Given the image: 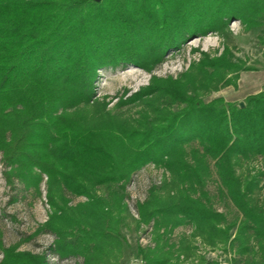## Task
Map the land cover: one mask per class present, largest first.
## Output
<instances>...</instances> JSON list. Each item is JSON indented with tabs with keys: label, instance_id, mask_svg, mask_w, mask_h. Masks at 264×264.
<instances>
[{
	"label": "trees",
	"instance_id": "1",
	"mask_svg": "<svg viewBox=\"0 0 264 264\" xmlns=\"http://www.w3.org/2000/svg\"><path fill=\"white\" fill-rule=\"evenodd\" d=\"M231 21L247 31L263 26L264 0H0V151L25 189L47 177L53 214L43 231L58 237L53 253L120 264L127 185L154 164L169 176L137 205L136 228L153 225V246L137 248L142 264H185L197 258L196 238L231 264H264V91L244 107L202 100L235 83L229 75L254 69L228 49L204 54L178 79L153 77L121 101L118 109L140 108L129 119L94 100L99 70L134 64L152 72L169 51L224 35ZM211 163L239 220L211 204ZM68 195L89 202L71 208ZM184 226L192 233L174 243ZM2 264L43 263L10 249Z\"/></svg>",
	"mask_w": 264,
	"mask_h": 264
},
{
	"label": "rangeland",
	"instance_id": "2",
	"mask_svg": "<svg viewBox=\"0 0 264 264\" xmlns=\"http://www.w3.org/2000/svg\"><path fill=\"white\" fill-rule=\"evenodd\" d=\"M226 49L231 52L229 58L233 62L243 61L247 68L254 70L229 75L228 77L232 78L235 83L203 96L202 100L210 103L223 98L227 103H244L249 96L264 91V87L258 93L255 88H252L257 83L255 82L259 75L257 71L264 66V24L247 31L239 21H231L224 35L210 33L190 40L178 51H169L165 55L164 62L152 72L134 64L99 70L94 83V95L96 96L94 100L106 103V112L114 116L134 118L140 109L138 105L127 104L119 109L117 105L148 87L153 77L178 79L190 71L191 65L198 63L204 54L214 59L222 56ZM132 68L138 70L134 71ZM172 109L176 111L178 107L174 106ZM191 148L187 149L190 151ZM260 163L254 162V164L262 165ZM211 167L213 176L208 182L207 191L210 194L212 206L224 213L229 221L239 220L242 215L222 188L213 163ZM247 168V165H242L238 171L243 174ZM11 172L12 168L6 164L4 153L0 151V264L6 258V251L10 249H15L17 253L39 256L43 264H88L83 255L59 256L51 251L55 248L58 237L52 232L43 231V227L53 214L48 205L47 177H43L38 188L25 189L19 178L13 177ZM168 176L165 170L157 168L154 164H148L137 171L128 183L126 188L128 219L121 230L128 248L124 256L119 258L120 264H142L141 257L137 254L138 246L144 248L153 246L151 242L153 225L136 228V221L140 220L137 205L147 199L153 185H160ZM68 198L71 200L68 204L71 208H77L89 202L87 197L74 198L68 195ZM191 233L190 226L181 227L173 234L172 241L177 243L183 235ZM195 242L198 248L195 252L197 258L187 260L185 264H196V259L200 256H204L210 262L231 264V257L226 256L223 251L204 249L200 238H196Z\"/></svg>",
	"mask_w": 264,
	"mask_h": 264
},
{
	"label": "crops",
	"instance_id": "3",
	"mask_svg": "<svg viewBox=\"0 0 264 264\" xmlns=\"http://www.w3.org/2000/svg\"><path fill=\"white\" fill-rule=\"evenodd\" d=\"M257 73L259 74V75H257V79L255 81L257 83L255 85H253V87H252V88H255V90L257 91L256 93L260 92L263 89V87H264V66L259 68ZM261 74H263V76H261Z\"/></svg>",
	"mask_w": 264,
	"mask_h": 264
},
{
	"label": "water",
	"instance_id": "4",
	"mask_svg": "<svg viewBox=\"0 0 264 264\" xmlns=\"http://www.w3.org/2000/svg\"><path fill=\"white\" fill-rule=\"evenodd\" d=\"M96 2H100L101 0H95ZM241 107H244V103H241Z\"/></svg>",
	"mask_w": 264,
	"mask_h": 264
},
{
	"label": "bare ground",
	"instance_id": "5",
	"mask_svg": "<svg viewBox=\"0 0 264 264\" xmlns=\"http://www.w3.org/2000/svg\"><path fill=\"white\" fill-rule=\"evenodd\" d=\"M134 71H137L138 69H136V68H132Z\"/></svg>",
	"mask_w": 264,
	"mask_h": 264
}]
</instances>
